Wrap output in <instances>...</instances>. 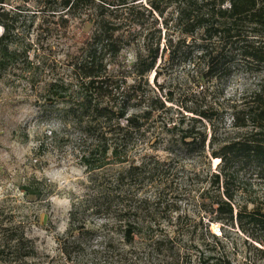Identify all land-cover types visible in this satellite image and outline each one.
I'll return each instance as SVG.
<instances>
[{"label":"rangeland","instance_id":"rangeland-1","mask_svg":"<svg viewBox=\"0 0 264 264\" xmlns=\"http://www.w3.org/2000/svg\"><path fill=\"white\" fill-rule=\"evenodd\" d=\"M104 1L149 8L150 0ZM2 8L15 18L12 48L19 56L0 68V249H15L9 238L17 236L34 249L33 264H202L207 255L221 253L230 264H264L257 250H264V242L252 240V226L245 223L244 232L237 220L241 210L264 213V169L238 165L218 189L213 175L222 165L211 156L224 142L253 130L233 125L234 112L263 88L264 73L253 62L236 51L224 73L212 77L207 60L172 64L166 56L158 61L160 75L152 72L142 81L125 77L127 85L141 81L154 101L150 130L144 143L129 151L126 164L112 160L93 173L82 162L89 142L80 139L73 122L63 124L66 104L52 92V85L62 83L70 92L84 87L70 61L90 33L86 16L69 17L64 36L59 13L45 0H7ZM152 23L147 17V26ZM3 31L0 26V36ZM136 54L125 49L122 66L130 68ZM191 126L207 134L205 153L180 150L178 135L168 132ZM212 136L217 142L210 148ZM130 163L149 167L118 182V172ZM226 185L233 195V221L217 220L209 211ZM128 220L142 227L131 242L124 238ZM217 241L219 249H206Z\"/></svg>","mask_w":264,"mask_h":264},{"label":"trees","instance_id":"trees-1","mask_svg":"<svg viewBox=\"0 0 264 264\" xmlns=\"http://www.w3.org/2000/svg\"><path fill=\"white\" fill-rule=\"evenodd\" d=\"M7 0H0V68L7 67L18 59L19 52L12 48L15 43V18L3 7ZM52 12L59 13L63 35L68 36L69 17L85 15V24L90 33L84 35L81 54L73 57L70 66L77 73L84 87L70 92L62 84L52 85L57 99L66 104L62 122H73L80 131V139L89 142L82 156L84 166L96 173L111 166L112 160L126 164L129 151L134 149L150 130L153 116L152 99L143 92L142 79L154 72L160 75L158 61L168 57L172 64L196 59L207 60L208 74L212 77L224 73L230 56L239 52L253 62L256 71L264 73V0H150L149 8L121 3L115 5L104 0H45ZM137 0H133V3ZM61 8V9H60ZM59 9V10H58ZM158 15L162 22L155 17ZM152 18L147 26L146 18ZM191 41V43H189ZM136 50V61L130 67L122 66V52L127 48ZM119 73L123 77L119 76ZM140 78V82L127 85L125 77ZM247 107L233 114L237 128L252 126L253 130L244 139L224 142L211 156L220 159L222 169L213 175L214 184L224 179L227 184L232 168L238 165H256L264 169V81ZM146 103V105H145ZM205 116V115H204ZM175 129V128H173ZM171 132L178 135L175 141L180 150L205 153L207 134L195 131L193 126ZM217 139L212 136L210 148ZM148 163L140 166L130 163L127 169L118 172L117 181L124 175L146 173ZM29 194L31 187L25 186ZM233 195L228 185L209 205L216 219L228 216L234 220ZM72 213V223L75 221ZM242 231L244 224L254 229L250 238L264 242V213L252 211L237 213ZM136 221H126L124 238L127 242L141 232ZM218 239L216 235H213ZM15 242L12 248L0 249V264H33L34 249H28L22 237H10ZM206 249H219L217 241L205 244ZM256 248V247H255ZM260 259H264V250ZM219 255V253H218ZM230 264L223 253L207 255L202 264ZM245 264H260L248 260Z\"/></svg>","mask_w":264,"mask_h":264}]
</instances>
